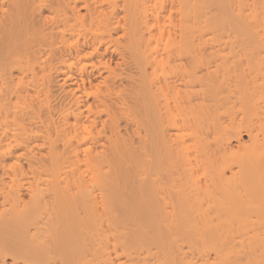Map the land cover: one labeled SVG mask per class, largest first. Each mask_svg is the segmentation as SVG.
<instances>
[{
	"label": "bare ground",
	"instance_id": "bare-ground-1",
	"mask_svg": "<svg viewBox=\"0 0 264 264\" xmlns=\"http://www.w3.org/2000/svg\"><path fill=\"white\" fill-rule=\"evenodd\" d=\"M0 264H264V0H0Z\"/></svg>",
	"mask_w": 264,
	"mask_h": 264
}]
</instances>
